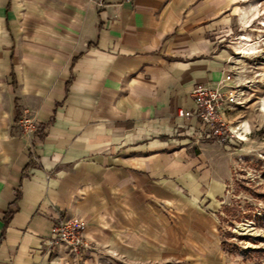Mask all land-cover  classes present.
<instances>
[{"label":"crops","instance_id":"1","mask_svg":"<svg viewBox=\"0 0 264 264\" xmlns=\"http://www.w3.org/2000/svg\"><path fill=\"white\" fill-rule=\"evenodd\" d=\"M243 3L0 0V264L219 261L233 152L177 112L229 70ZM58 216L86 222L84 250L49 243Z\"/></svg>","mask_w":264,"mask_h":264},{"label":"rangeland","instance_id":"2","mask_svg":"<svg viewBox=\"0 0 264 264\" xmlns=\"http://www.w3.org/2000/svg\"><path fill=\"white\" fill-rule=\"evenodd\" d=\"M250 1L259 5L255 13L258 19L250 22L254 16L251 8L242 21L235 16L226 31L227 39L222 41L243 100L231 109L220 110L225 122L224 143L233 152V163L218 209L222 252L215 264H264V27L258 24L264 19V0ZM235 3L245 4L225 0L224 8L232 9ZM248 20L250 27L246 26ZM244 34L257 43L251 54L239 52Z\"/></svg>","mask_w":264,"mask_h":264},{"label":"built area","instance_id":"3","mask_svg":"<svg viewBox=\"0 0 264 264\" xmlns=\"http://www.w3.org/2000/svg\"><path fill=\"white\" fill-rule=\"evenodd\" d=\"M121 1L124 3L132 2V0ZM104 4L105 0H97L99 8ZM190 95L194 102L193 110L180 109L177 116L198 118L203 125L213 128L212 133L217 136L219 141H225L223 132L225 122L220 110L222 108L231 109L240 105L243 100V90L238 84H235V76L231 68L214 85L196 84L191 89ZM37 127L38 124L35 118L29 116L28 111L24 110L17 119L12 132L20 131L21 135L31 143L33 133ZM85 229L86 222L81 219L58 216L54 221L49 243H62L67 245L73 252L79 253L87 247L84 240Z\"/></svg>","mask_w":264,"mask_h":264},{"label":"bare ground","instance_id":"4","mask_svg":"<svg viewBox=\"0 0 264 264\" xmlns=\"http://www.w3.org/2000/svg\"><path fill=\"white\" fill-rule=\"evenodd\" d=\"M241 1L242 2H247L248 0H241ZM250 7H253V6H250ZM251 10H252V12L254 14L253 18L250 20V22L252 23L255 19H258V16L255 15V13H256V7L251 8ZM241 13H242V15H244L246 13L244 8H242ZM250 22H249V20L247 21V23H249V24H246L247 27H250L251 26V23ZM258 24L260 26L264 27V19H262ZM256 44L257 43H255L254 41L252 42V40L250 39V35L249 34H244L243 36L240 37L239 46H238L240 48V51L239 52L240 53L242 52L243 54H251V53L254 52V49H255V45ZM262 108L264 110V105H262ZM240 130H241V127L238 128V131H240Z\"/></svg>","mask_w":264,"mask_h":264}]
</instances>
